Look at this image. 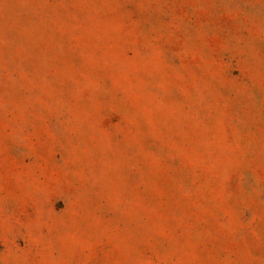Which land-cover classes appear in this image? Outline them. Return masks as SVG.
<instances>
[{
	"label": "rangeland",
	"instance_id": "obj_1",
	"mask_svg": "<svg viewBox=\"0 0 264 264\" xmlns=\"http://www.w3.org/2000/svg\"><path fill=\"white\" fill-rule=\"evenodd\" d=\"M0 264H264V0H0Z\"/></svg>",
	"mask_w": 264,
	"mask_h": 264
}]
</instances>
